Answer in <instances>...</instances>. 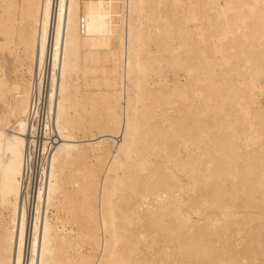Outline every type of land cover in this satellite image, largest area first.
Masks as SVG:
<instances>
[{
  "label": "bare ground",
  "instance_id": "1",
  "mask_svg": "<svg viewBox=\"0 0 264 264\" xmlns=\"http://www.w3.org/2000/svg\"><path fill=\"white\" fill-rule=\"evenodd\" d=\"M101 50L111 89L84 100L75 80ZM42 68L58 139L28 217ZM262 71L264 0H0V264H264Z\"/></svg>",
  "mask_w": 264,
  "mask_h": 264
},
{
  "label": "built area",
  "instance_id": "2",
  "mask_svg": "<svg viewBox=\"0 0 264 264\" xmlns=\"http://www.w3.org/2000/svg\"><path fill=\"white\" fill-rule=\"evenodd\" d=\"M47 77L42 68L40 79L35 76L31 87V100L25 117L22 177L19 200L28 212L34 209L39 190L41 162L45 161L57 143L58 134L53 116L48 110L45 98ZM30 219V218H29Z\"/></svg>",
  "mask_w": 264,
  "mask_h": 264
},
{
  "label": "rangeland",
  "instance_id": "3",
  "mask_svg": "<svg viewBox=\"0 0 264 264\" xmlns=\"http://www.w3.org/2000/svg\"><path fill=\"white\" fill-rule=\"evenodd\" d=\"M115 2H116V0H115ZM196 23H191L190 25L193 26V24L195 25ZM160 35H162V34H159V36ZM109 37H110L109 38L110 45L112 46L113 49H117V46H118V40H117L118 39V36L115 35V36H109ZM147 45H148V48L149 49H152V51L155 49L154 42H149ZM158 54H160V53H158ZM107 62H108L107 51L106 50H101V51H97L96 59L93 60V63H91V65L88 66V68H89L88 70H85V67H82L81 66V75L75 81L80 84V86H79L80 88H78V94L84 95V100L85 99L87 100V97L91 95V92L92 91H96V90H99V89H111V87L109 86L111 84V82H112L111 81V78H109V77L106 76V70H107L106 68L107 67H110L111 65L109 63H107ZM5 65H6L5 68H4L5 69V74H6V76H9L10 75L9 74V70H10V65H11V63L9 62V59L7 60V63ZM92 68H94V69H92ZM109 71H110V73L108 72L109 75H113L112 72H111V70H109ZM172 72L173 71L170 70L169 68H164L163 71H162V74L164 76H166V77L169 78V77L172 76ZM262 72L260 73L261 75L260 74H257V81L261 85L260 91L258 93V101H259V104L260 105H264V71H262ZM82 84H85V85H82ZM0 108H1L0 110H2V106ZM88 113H89L88 111L85 112L86 121L87 122L89 121L87 119ZM94 115H96V116H94L96 119L93 118L94 120L91 121L92 120L91 119L88 123H90V124H92V126L96 127V125L98 126L101 123L100 121H101V118H103V114L101 113V111L98 110V111H95L94 112ZM98 116L100 118H98ZM97 120H99V122ZM127 182L131 184V179L128 178ZM67 187H68L69 190H71V188L69 186H67ZM124 187H126V185L124 186V184H122L121 185V189L115 190V193L118 195L122 191H125L127 188H124ZM73 192H75L74 189H73ZM76 195H78V194H75L76 200L77 201L78 200L80 201L81 196L80 195L76 196ZM141 212H142L141 208L136 207L135 208V212L131 216L132 221L138 222V220L136 218H137V216ZM150 233L152 235H154V234L156 235V232H150ZM144 242H145V244H144ZM144 242L143 241H140L139 242L138 249L145 256H147L146 253H147V250H148L147 249V246L148 245L151 246L150 247L151 249H153V250L155 249L154 251H157V246H156L157 244H156L155 241L151 242L150 237H147L146 241H144ZM154 242H155V244H154ZM240 243H241V241L240 240H237V244L240 245ZM119 245L121 246V244H119ZM155 254H157V255H155ZM155 254H154V260L155 259H158V258L161 259L160 262H155V263L165 264V259H163L164 258L163 255H161V253H155ZM257 258L259 260H257ZM257 258L254 257L253 259L256 260L257 263H261L260 260H262L261 258H263V257L261 256V258H260V257L257 256ZM263 261L264 260H262V262Z\"/></svg>",
  "mask_w": 264,
  "mask_h": 264
}]
</instances>
